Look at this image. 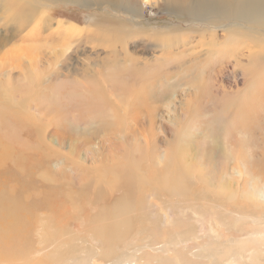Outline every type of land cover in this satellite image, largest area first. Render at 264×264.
<instances>
[{
  "label": "rangeland",
  "instance_id": "374dc122",
  "mask_svg": "<svg viewBox=\"0 0 264 264\" xmlns=\"http://www.w3.org/2000/svg\"><path fill=\"white\" fill-rule=\"evenodd\" d=\"M35 4L0 0V188L30 257L71 242L67 264H241L264 248L245 196L264 184V54L240 55L262 42L227 44L234 20L197 0Z\"/></svg>",
  "mask_w": 264,
  "mask_h": 264
},
{
  "label": "bare ground",
  "instance_id": "6f19581e",
  "mask_svg": "<svg viewBox=\"0 0 264 264\" xmlns=\"http://www.w3.org/2000/svg\"><path fill=\"white\" fill-rule=\"evenodd\" d=\"M25 1L29 5H31V7H33V8H37L38 7L35 3L39 2V0H25ZM197 2L200 4L198 6V8H200V9H202V8H205V10L206 9L207 10H209V9L211 10L212 9L213 11L216 10V9H221L222 10V14L227 15L226 16V20H234L232 22H229L230 26L227 25L226 23L224 24V26H225L224 29L226 31L227 36L224 37L225 36L224 35L223 37H224V42H227V44L228 43L230 44L232 42H239V43L240 42H243V43H246L248 41H251L252 42L254 40H255V42L256 41H259V42L261 41L262 42L261 45L260 44H257L258 46H253V45H252V47L249 46L248 51H244V52L243 51L242 52L240 51L242 54L240 52H238V53H240V55H244L246 57L252 58L251 60L249 59L250 60L249 63H254L255 64V61L256 60L253 59V58H256L258 56L260 58L263 57L262 54H264V52L262 51V49H264V0H197ZM197 12H198V10H197ZM220 15H221V13H220ZM221 16H223V15H221ZM224 19H225V17H224ZM235 20H237L238 22H236ZM205 31H207V30H205ZM132 33H134V32H132ZM124 39H125V37H122V41ZM158 40H160V39H158ZM161 40H160V42H161ZM162 42H163V40H162ZM164 42H165V38H164ZM251 42H249V43H251ZM165 43H167V42H165ZM169 44H170V42H169ZM219 45L220 46H223L224 45L223 44V41L222 42H219ZM240 45L234 43V44H232L230 46H232V48H236V46L239 47ZM242 47H246V46H242ZM219 49H221V50H218L217 53H220V54L221 53H225V52L228 51L227 49H222L221 47ZM216 50L214 49V52ZM231 52L232 51H230V54H231ZM228 53H229V51H228ZM234 54L235 53H233L232 55H234ZM226 56L227 55L225 54V57ZM234 56H236V55H234ZM216 57H218V56H216ZM236 57H238V56H236ZM259 57L257 59H259ZM234 59L236 60L235 57H234ZM241 59H243V58H241ZM244 61H247V60L245 59ZM260 61H264V59L262 58V60H260ZM260 61H259V63H260ZM256 67H257V65H256ZM236 118H237V116H236ZM242 137H243V135H242ZM243 138L246 139V136H244ZM246 140H249V139H246ZM243 142L245 143L246 141H243ZM257 155L259 156V154H257ZM255 157L257 158V156H255ZM262 157H264V155ZM249 159H250V155H249ZM254 161L257 162V159L256 160L254 159ZM249 163H251V162H249ZM251 164H253V163H251ZM246 165H247V163H246ZM255 165H256L255 167L258 168V167H260L261 162L258 164L259 166H257L256 163H255ZM235 168H237L235 172L238 173V174H241V172L245 168V166H244V164L243 165L240 164V167H235ZM260 168H264V167L262 166ZM247 169H249V168H247ZM253 169H254V167H253ZM250 170L251 169H249V172L250 173H252V174L255 173V172L253 173L252 170L251 171ZM4 172H7V170L4 171V169H3V171H0V175H2L1 173H4ZM2 176H5V175H2ZM2 176H1V179H3ZM256 176H257V174H256ZM167 177H169V176H167ZM4 181H3V183H4ZM0 182H1V180H0ZM262 182H264V181H262ZM1 184H2V182L0 183V185ZM4 190H5L4 188H0V264H41L42 261H41L40 258H37V255H34L33 257H30V256H32L31 254L34 251L33 252H27V251L24 250L23 247L25 246V241L27 239L26 236H24V235L27 234L30 230L27 232L28 229L27 230L22 229V228H26L25 225H23L24 223H26L25 222L26 220L24 221V217L22 216L24 214V212L22 214V211L20 210L21 204H19L20 206L19 205H11V204L8 203L10 201H7L6 202L4 200V198L6 199V197H3V195H2V192L4 193ZM6 193H5V195H6ZM9 194H8V196H10ZM16 195H18V194L16 193ZM245 196L247 197V199L250 200V202H252L256 206L264 207V184H262L260 186H252L247 191V193L245 194ZM11 197H12V195H11ZM18 197H20V195ZM17 201H19V200H17ZM41 227H42V229H40L41 231L40 232L38 231V232H39V234H41V243L44 244L46 241H48L50 239V237L51 238L53 237V235H52L53 232H48V231L52 230L49 227H48L49 228L48 231L45 228L43 229V226H41ZM51 227H52V225H51ZM23 231H26V233H24ZM55 232H57V231H55ZM23 233H24V235H23ZM117 235L115 236V235L105 234L104 236H106V237H104V238H108V237L111 238L110 236H112L114 238V236L117 237ZM27 237H29V235ZM54 237H56V236H54ZM108 241H109V239H108ZM100 242L102 243V241H98V243H100ZM110 242H111V245L113 246L112 241H110ZM95 246L100 247L101 245L99 244V245H95ZM44 247L46 248V246H44ZM102 248H103V246H102ZM74 249H76V247H75L74 244L72 245L71 242H62L59 245L55 246L53 248V250H50V252H51L50 255H53V256L55 255L54 258H53V260L52 261L50 260L51 261V264H57L58 262L59 263L60 262H63L64 264L65 263L67 264V263L72 262L74 260V255L72 254V251ZM20 250H21V253H19ZM97 251H99V250H97ZM241 256L245 257L244 262L241 263V264H264V248H254V249L252 248V250L249 251L248 254L247 253H245V254L243 253V254H241ZM49 258H50V256H49ZM37 260H39V262H36ZM19 261H21V262L19 263ZM92 262H93L92 264H99L98 262H96L94 260ZM60 264H62V263H60ZM137 264H141V263H138L137 262ZM228 264H239V263H237L235 260H231V261L228 262Z\"/></svg>",
  "mask_w": 264,
  "mask_h": 264
}]
</instances>
